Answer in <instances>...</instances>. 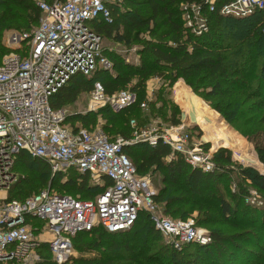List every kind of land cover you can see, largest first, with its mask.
I'll return each instance as SVG.
<instances>
[{
    "label": "trees",
    "instance_id": "obj_1",
    "mask_svg": "<svg viewBox=\"0 0 264 264\" xmlns=\"http://www.w3.org/2000/svg\"><path fill=\"white\" fill-rule=\"evenodd\" d=\"M228 1L217 0L216 10L212 12H207L205 0H123L120 6L109 4L110 20H95L91 26L104 38L126 48L136 47L139 62H127L119 54L105 49L104 54L112 63L111 72L96 68L91 78L73 75L52 96V106L59 108L64 103L74 102L80 93L90 91L95 81L102 84L106 94L129 88L136 93L137 100L119 112L105 106L98 112L66 114L65 119V124L74 129L78 126L91 129L90 125L102 115L107 121L102 130L107 135V132H114L127 140L134 131L128 115L143 109L140 107L143 101L154 106L146 99V81L159 77L164 83L173 85L182 79L227 123L254 143L264 163V9L246 17L220 14L221 3ZM192 3L199 4L207 17V30L199 35L192 34L182 18V6ZM40 15V8L30 0H0V41L5 28L31 31ZM4 50L0 42V57ZM203 106L200 102L193 104L198 120ZM213 114L200 119L208 132ZM179 122V117L171 121L174 125ZM196 128L188 130L194 132ZM210 135L215 145L237 147L241 144L230 135ZM122 151L138 174L153 167L162 172V186L153 199L163 212L184 219L196 209V223L210 227L211 241L205 245L186 244L179 250L166 244L155 245L162 236L142 212L128 230L109 232L97 226L91 231L79 232L73 238V246L80 255L73 257L71 264H264V207L247 203L248 186L238 178H231L236 174L264 193L263 174L233 164L230 152L223 147L215 152L216 167L209 172L193 168L178 153L168 160L171 148L161 140L155 146L146 142L129 143ZM28 164L34 167L30 169V178H20L16 174L8 200L16 197L23 200L33 190L37 193L48 186L82 193L85 196L82 199H94L109 184V180L104 179V185L89 186L88 175L74 170L52 175L46 161L27 152L18 154L13 170ZM62 179L65 180L61 182ZM216 179L223 183L214 182ZM140 217L143 222L137 224ZM219 223L231 229L215 228ZM192 246L195 252L190 251ZM92 252L93 256L83 255ZM42 257L37 264H55L47 251L44 250Z\"/></svg>",
    "mask_w": 264,
    "mask_h": 264
},
{
    "label": "built area",
    "instance_id": "obj_2",
    "mask_svg": "<svg viewBox=\"0 0 264 264\" xmlns=\"http://www.w3.org/2000/svg\"><path fill=\"white\" fill-rule=\"evenodd\" d=\"M30 1L40 8L38 24L29 32H8L5 42L11 51L0 63V264H37L43 260L44 250L55 264H71L73 238L79 232L97 226L109 232L128 230L142 212L165 244L174 249L190 243L208 244L210 232L196 225L193 217L173 218L163 212L153 199L155 192L148 180L138 174L122 151L129 143L155 146L161 140L171 148L168 160L178 153L193 168L213 171L212 150L196 142L184 116L178 124L163 128H139L132 119V137L111 140L101 129H74L65 124L66 113L52 106V96L73 75L111 69L103 38L91 22L109 21V4L114 2ZM205 2L207 12L216 10L217 0ZM182 8L184 26L192 34L207 30V17L199 4H184ZM262 9L264 0H230L221 3L219 13L246 17ZM136 100V93L129 88L106 94L95 81L89 111L109 106L119 112ZM140 107L146 109L147 103L141 102ZM21 152L46 161L52 175L74 170L87 174L93 185H104V179L109 184L94 199L74 197L48 186L23 200H8L6 195L17 179L13 168ZM246 202L254 204L248 197Z\"/></svg>",
    "mask_w": 264,
    "mask_h": 264
},
{
    "label": "rangeland",
    "instance_id": "obj_3",
    "mask_svg": "<svg viewBox=\"0 0 264 264\" xmlns=\"http://www.w3.org/2000/svg\"><path fill=\"white\" fill-rule=\"evenodd\" d=\"M112 2H114L115 4L118 3L120 6L123 0H115V1L112 0ZM263 24H264V18H263ZM11 30H18V29L13 28V27H9L7 29L5 28L1 34V41H0L1 46L5 50H4V53L0 57V60L6 53L9 52V50L11 51V49L6 45V42H5L6 35ZM262 31H264L263 28H262ZM102 38H103L102 44H103V47L106 49V51L119 54L127 62H132L136 64L139 62L140 59H138L139 55L137 53L136 47L126 48L125 46L121 44H117L108 38H104V37ZM107 70L111 72L110 69H107ZM90 76L91 75H88L86 76V78H91ZM145 92H146L147 102L148 103L152 102L154 106L152 108L150 107L149 104H147L146 109H139L128 115V119L130 120L133 119L135 121L136 127L152 125V127H155V128H163V127L171 125L172 124L171 121L177 117L181 118L182 120V117L184 115L185 121L188 122L189 124L187 128L190 129V128L197 127L194 132H190L193 135L196 142H199L200 144H202L203 148L205 147L206 149L212 150L213 158H214L215 152L219 148L223 147L230 152L231 160L233 164H235L236 166H240L242 168H251L257 172H264V163L262 162V160L259 159L256 153V150H255L254 143L250 139H248L244 134H242L237 129H235L231 124L227 123L225 119L219 114V112H217L208 102L203 100L201 96L196 94L192 90V88L186 84L184 80L178 79L173 85H168L167 83H164V81L159 77H151L146 81ZM198 102L204 105L202 112H200L201 114L200 119H204L206 116L208 115L211 116V114L215 113L213 114L214 116L212 117V120L209 121L208 129L211 131V133L215 135L221 134V135H230L232 137H235L236 140L241 142L239 146L237 147L222 146V145H215L213 143V140L210 135L211 134L210 131L208 132L205 129V126L202 123V121L200 119L198 120L196 116V110L193 107V104L198 103ZM89 106H90V91H87V92L80 93L74 102L64 103L59 108L62 109L66 114H73V113L85 114L89 112L90 110ZM101 108H99L96 111L98 112ZM146 121H147V124H144ZM105 124H107V121L103 119V116L101 115L97 117L95 124L90 125V128L93 130L95 129L102 130L104 129L103 126ZM107 133L111 138L120 137L119 135L114 134V132H107ZM127 140H129V138ZM30 169H34V167L28 164L25 167L22 166V167L15 168V172L18 175V177L28 179L30 178L29 172L32 171ZM66 172H69V170H67ZM139 175L148 180L150 188L154 192H157L158 189L162 186L161 184L162 172L160 170H156L155 167L148 170L146 173L139 174ZM67 176H71V175L67 174ZM67 176H64V178ZM231 178L235 180H237L238 178L239 182L246 184L248 186V189L250 190V194L248 196V198H250V201L252 200L254 202V205L264 207V193H260L257 189H255L253 185H248L247 182L239 178L238 175L236 174H233ZM63 180L65 179H62L61 182ZM214 182H217L218 184L223 183L222 180H217V179L214 180ZM90 184L93 185L88 180V185L90 186ZM234 186H235L234 184L231 185L232 188H234ZM221 187L223 188V186ZM52 188L56 191L69 192L71 193V195H74L75 197H79V198L85 197L82 193L66 191L59 187H52ZM35 191L36 190H33L31 194L35 193ZM8 194L6 195V197H9ZM17 198L19 197H16L15 199ZM197 215H198V212L195 209L192 213H190L186 217H193L196 223L198 220ZM140 219L141 217L139 218L137 224H140L143 222V221L140 222ZM196 225L198 224L196 223ZM198 226L210 232L209 231L210 227L206 225H200V224ZM214 227L220 228L221 230L224 229L228 231L231 229L229 225L224 224V223H219L215 225ZM156 242L157 243L155 245L165 244L164 239L162 237L159 238ZM190 248H191L190 249L191 252L196 251L194 246ZM74 250H75V247H74ZM94 254L95 253L93 252L85 253V256H93Z\"/></svg>",
    "mask_w": 264,
    "mask_h": 264
},
{
    "label": "crops",
    "instance_id": "obj_4",
    "mask_svg": "<svg viewBox=\"0 0 264 264\" xmlns=\"http://www.w3.org/2000/svg\"><path fill=\"white\" fill-rule=\"evenodd\" d=\"M83 254V253H82ZM78 255H80V253H78L76 250H75V256H73V257H76V256H78ZM83 255H85V254H83Z\"/></svg>",
    "mask_w": 264,
    "mask_h": 264
},
{
    "label": "bare ground",
    "instance_id": "obj_5",
    "mask_svg": "<svg viewBox=\"0 0 264 264\" xmlns=\"http://www.w3.org/2000/svg\"><path fill=\"white\" fill-rule=\"evenodd\" d=\"M184 116V115H183ZM199 125V124H198Z\"/></svg>",
    "mask_w": 264,
    "mask_h": 264
}]
</instances>
